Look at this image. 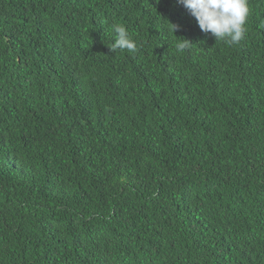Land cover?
<instances>
[{"label": "trees", "instance_id": "obj_1", "mask_svg": "<svg viewBox=\"0 0 264 264\" xmlns=\"http://www.w3.org/2000/svg\"><path fill=\"white\" fill-rule=\"evenodd\" d=\"M248 7L229 45L176 0H0V264H264Z\"/></svg>", "mask_w": 264, "mask_h": 264}, {"label": "clouds", "instance_id": "obj_2", "mask_svg": "<svg viewBox=\"0 0 264 264\" xmlns=\"http://www.w3.org/2000/svg\"><path fill=\"white\" fill-rule=\"evenodd\" d=\"M176 2L195 19L200 30L211 34L215 41L220 40L234 45L244 39L246 34L244 25L249 14L248 0H176ZM171 25L173 32L179 28V25ZM112 31L114 40L111 51L136 52V42L126 27L115 24ZM179 47L184 49L186 44H180Z\"/></svg>", "mask_w": 264, "mask_h": 264}]
</instances>
